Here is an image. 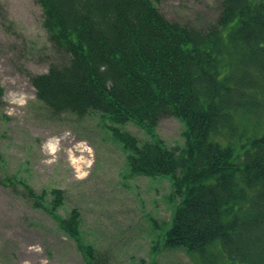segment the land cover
<instances>
[{
	"label": "trees",
	"instance_id": "obj_1",
	"mask_svg": "<svg viewBox=\"0 0 264 264\" xmlns=\"http://www.w3.org/2000/svg\"><path fill=\"white\" fill-rule=\"evenodd\" d=\"M37 1L65 55L31 74L38 98L57 114L99 113L122 144L124 178L170 175L180 201L165 245L183 247L194 264H264V0H220L205 27L170 20L155 0ZM4 92L0 81V101ZM169 115L184 123L182 144L156 132ZM130 120L151 139L124 129ZM24 184L96 264L80 208L59 212L64 190Z\"/></svg>",
	"mask_w": 264,
	"mask_h": 264
},
{
	"label": "rangeland",
	"instance_id": "obj_2",
	"mask_svg": "<svg viewBox=\"0 0 264 264\" xmlns=\"http://www.w3.org/2000/svg\"><path fill=\"white\" fill-rule=\"evenodd\" d=\"M155 2L170 20L200 27L221 12L220 0ZM63 61L65 55L49 40L37 0H0V81L5 90L0 101V264H89L75 239L37 205L24 182L37 193L64 190L63 216L80 208L83 236L98 250L96 264H194L183 247L165 245L180 200L170 197V175L124 178L125 153L97 112L57 114L38 98L31 74ZM124 128L142 141L151 138L135 121ZM184 129L175 115L156 124L169 146L184 143ZM81 140L93 151L84 168L66 153ZM48 145L59 152L47 150ZM14 175L18 179L11 185L2 180Z\"/></svg>",
	"mask_w": 264,
	"mask_h": 264
},
{
	"label": "bare ground",
	"instance_id": "obj_3",
	"mask_svg": "<svg viewBox=\"0 0 264 264\" xmlns=\"http://www.w3.org/2000/svg\"><path fill=\"white\" fill-rule=\"evenodd\" d=\"M68 136H64L63 140H68ZM71 145V144H70ZM47 150H50L51 152H59V150L55 149L54 147L48 145L46 147ZM92 148L91 146L89 145L88 142L84 141V140H81L78 144L76 145H73L71 146L70 149H68L66 151V153L70 156L73 157V161H74V164L78 167V168H84L86 164H88L91 160H90V157H91V153H92ZM75 156H78V160H76L74 157ZM30 252L33 251L32 249L29 250Z\"/></svg>",
	"mask_w": 264,
	"mask_h": 264
}]
</instances>
